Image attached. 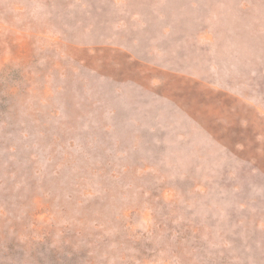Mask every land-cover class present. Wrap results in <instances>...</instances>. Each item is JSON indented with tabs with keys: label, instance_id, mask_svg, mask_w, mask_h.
<instances>
[{
	"label": "rangeland",
	"instance_id": "rangeland-1",
	"mask_svg": "<svg viewBox=\"0 0 264 264\" xmlns=\"http://www.w3.org/2000/svg\"><path fill=\"white\" fill-rule=\"evenodd\" d=\"M0 264H264V0H0Z\"/></svg>",
	"mask_w": 264,
	"mask_h": 264
}]
</instances>
